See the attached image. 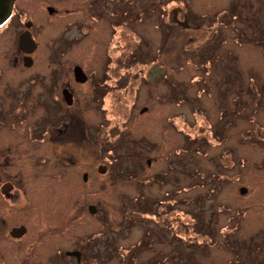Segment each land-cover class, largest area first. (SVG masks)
Instances as JSON below:
<instances>
[{"label":"rangeland","instance_id":"obj_1","mask_svg":"<svg viewBox=\"0 0 264 264\" xmlns=\"http://www.w3.org/2000/svg\"><path fill=\"white\" fill-rule=\"evenodd\" d=\"M74 2L78 18L94 16V7L108 12L65 55V68L98 71L105 63L107 73L76 90V115L53 118L42 141V77L21 80L48 59L38 51L34 68L25 69L15 29H0V170L17 176L28 194L46 181L44 233L51 219L75 220L82 264H263L264 0ZM184 6L192 20L173 17L174 27L169 10L177 7L176 16ZM195 13L213 18L194 23ZM120 23L127 30H115L105 60L104 27ZM55 27L37 28L44 51L56 40ZM137 42L134 56L143 63L130 71ZM153 64L167 73L151 84L143 72ZM63 126L77 127L78 141L52 135Z\"/></svg>","mask_w":264,"mask_h":264},{"label":"flooded vegetation","instance_id":"obj_2","mask_svg":"<svg viewBox=\"0 0 264 264\" xmlns=\"http://www.w3.org/2000/svg\"><path fill=\"white\" fill-rule=\"evenodd\" d=\"M65 1L66 0H15L11 17L5 24L7 29H9V27L15 29V39H17V42L19 36L24 32L29 33L34 40L36 45L34 49L27 46H25L24 49H20L17 46L21 53L25 69L31 70V68H34L33 56L38 51H42L45 55V59H48V64H46L41 71L34 68V71H32L30 75L21 80L24 82H31L35 75L42 77L40 92L43 94L42 103L46 112L39 120L40 127L36 128V131L42 130L43 132L42 135L44 136L40 139L41 141L46 138V133L50 132L49 122H51L53 118H61L62 120L72 113L76 115L77 111L71 112L72 109L77 110L74 106V98H79L80 94L76 95V90L89 82V80L92 82L98 79L101 80V78L105 76V73H107L105 68H108L105 63H100V70H89V72L78 66L86 76L84 82L75 79L74 70L77 65H74L72 69L65 68V58H67L65 55L76 49L75 47H78L81 41L87 39L93 28V23H98L97 20L99 17L106 15L108 12L106 7L101 9L94 7L97 11L94 16L78 18L76 15L80 13L74 7L76 4V2H74L75 0H71V5L69 6L64 4ZM175 8L169 10V18L174 27H178L180 24L177 23L176 20V22L173 21V17L181 20V18L185 16L186 18L188 17L187 19L192 20L190 15L186 12L185 6V9L182 8L181 12L176 16L173 15L175 14L174 11L172 12ZM212 14L195 13V15L200 16V19L194 23L200 21L205 22L203 20L205 16L211 20L213 18ZM113 22L118 23L115 20H113ZM54 25H56L55 28L56 31H58L57 35H55L56 40L50 42L51 46L48 47L49 51H44L43 48L40 47L37 28L49 26L53 30ZM101 27L103 26L101 25ZM73 29L76 30L74 31L75 33L72 32ZM117 29L127 30L126 26L121 23L115 24L114 27L109 25L104 27V31H106L108 35L107 38H102L100 40L101 46L104 47L100 48V52L105 55V60H108L106 51L111 49V37H114L113 34ZM209 31H211V28H209ZM53 39L54 38H52V40ZM105 42L106 46L104 45ZM14 44L15 42L13 45ZM13 45L9 46L8 44L6 50L9 51L10 49H14ZM139 45L140 43L137 42L135 50H133L134 55L138 54ZM54 55L55 57H53ZM26 57L32 59V63L29 66L24 65V59H26ZM96 75H98L97 79H95ZM64 79L68 83L60 87L59 83H62ZM120 80H122V78H120ZM70 85L72 89H70ZM107 90L108 85H105L103 91L99 89L97 97L101 99V95ZM64 92L68 94L67 98L70 104L66 102V94H64ZM52 110L53 112L50 113ZM55 111L58 112L57 116L53 114ZM70 118L73 119L72 123H74V116ZM58 131H60L61 134L64 133L67 135L65 140L68 143L71 141H78L79 133L77 127L74 126L70 131L69 127L63 126L57 128L56 133L52 132V135H60ZM48 140L53 139L49 138ZM43 159L47 161V159ZM1 161L2 160H0V164ZM5 172L7 175L4 174ZM49 179L52 181V177ZM56 179H54V181ZM45 182L44 180H40L37 185H32L30 193L28 194L24 191L23 184L17 176L10 170H0V264H82V259H84L83 250L85 248L83 246L81 247V239L76 229L75 220L71 222L69 218L64 217H62L61 221H58V219H51L50 224L53 227L52 231L48 235L43 231L46 220L45 216L48 214L47 209L41 206L43 203L42 187ZM33 202L37 204V206L33 207L28 205H33ZM38 204H40V206ZM49 214L52 218L56 217V208L52 207ZM254 234L253 235L256 236L257 233ZM47 236L51 237L50 240L46 239ZM250 240H252V237H250ZM254 241H256V239H254ZM259 246L263 253L264 264V239L259 240ZM76 252L80 253V255L77 256L75 254Z\"/></svg>","mask_w":264,"mask_h":264},{"label":"water","instance_id":"obj_3","mask_svg":"<svg viewBox=\"0 0 264 264\" xmlns=\"http://www.w3.org/2000/svg\"><path fill=\"white\" fill-rule=\"evenodd\" d=\"M15 0H0V27L3 26L7 20L9 19V17L11 16L12 13V8H13V4H14ZM31 47V49L35 48V43L34 40L31 38L30 34L27 32L22 33L19 36V41H18V47L20 49H24V47ZM32 63V59L30 57H26V59H24V65L25 66H29ZM74 74H75V79L77 81L80 82H84L86 80V76L83 73L82 69L78 66L75 67L74 70ZM166 74V69L163 66H160L158 64H154L152 65L146 72V79L148 80V82L150 83H155L158 80L162 79ZM65 95V100L68 104H70L69 99L67 98V93L64 92ZM146 110V108H143L141 110V113ZM150 162L148 161V164ZM106 171V167L104 166H100L98 168V172L103 173ZM83 179L86 180L87 179V174L83 175ZM240 193L244 194L246 193V189L245 188H240ZM88 211L91 214H95L97 211V208L95 205H89L88 206ZM69 254V253H67ZM77 256L80 255V253L76 252L75 253Z\"/></svg>","mask_w":264,"mask_h":264},{"label":"trees","instance_id":"obj_4","mask_svg":"<svg viewBox=\"0 0 264 264\" xmlns=\"http://www.w3.org/2000/svg\"><path fill=\"white\" fill-rule=\"evenodd\" d=\"M129 58H130V57H129ZM129 60H131V61L129 62V67H128V69H130V71L139 68V67L136 65L137 63H139V64H142V63H143V62H140L139 60H137V59L135 58L133 51H132V56H131V58H130ZM148 68H149V67H148ZM144 74H145V72H143V76H144ZM123 77H124V76H123ZM159 206H160V205H158L157 213H160V212L162 211V210H160ZM166 207H167V206H166ZM162 212H163V211H162ZM162 212H161V213H162ZM162 232H163V233H166L165 231H162Z\"/></svg>","mask_w":264,"mask_h":264}]
</instances>
